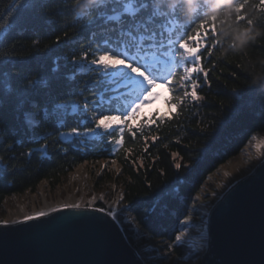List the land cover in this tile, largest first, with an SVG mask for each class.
Returning <instances> with one entry per match:
<instances>
[{"label": "trees", "instance_id": "16d2710c", "mask_svg": "<svg viewBox=\"0 0 264 264\" xmlns=\"http://www.w3.org/2000/svg\"><path fill=\"white\" fill-rule=\"evenodd\" d=\"M200 2L202 0H194V3ZM243 2L230 0L229 3V0H224L223 4H218L217 0H209L211 6L204 11L208 15H218L217 27L223 28L224 35L222 43L214 48L210 58L206 51L201 53L208 79L205 81L203 74L194 78L198 79L197 91L202 99L196 102L185 100L173 119L146 130L147 151L146 142L139 135L135 140L126 137L125 145L114 155L110 154L111 145L99 138L89 140L81 136L66 145L57 142L56 133L67 129H58L54 122H50L38 129L40 132L53 131V135L48 137L47 153L37 152L30 157L22 155L28 148L39 145L27 142L29 134L6 107L0 117L3 121L0 140L5 142L0 146V155L5 157L6 165L0 174V205L12 195L36 192L44 181L53 187L60 186L73 169L84 164L95 170L96 188L123 187V203L130 206L125 212L131 221L121 220L122 216L118 220L132 245L138 247L139 231L149 240L148 244L156 245L164 241L167 243L164 249H169L181 219L189 212L192 199L208 177L239 154L254 135L264 133V11L255 8L259 0H249L241 13L246 19L237 23L234 9ZM18 3L19 0H0V17H3L0 24H7ZM74 4L75 0H67V3L65 0H45L35 13L25 15L22 31L17 28L5 33L0 56L14 58L35 78L49 74L53 58L57 55L70 56L73 49L77 50L78 56L82 49L91 51L87 49L91 37L95 35L99 40L104 29L99 25L83 27L97 15L96 12L84 20H77L71 13L64 15ZM247 19H252L254 23L248 25ZM49 20L59 23H47ZM65 23L68 26L65 27ZM180 24H183V19ZM176 26L173 23L168 25L173 30ZM192 27L195 28V25ZM64 32L68 33L66 38ZM56 36H61L59 44ZM61 71H64L63 60ZM179 75H182V70L178 72L177 79ZM91 76V73L78 76L81 82L77 87L83 89ZM176 87L179 88V85ZM234 90H239L242 95L234 96ZM167 92L169 94L168 87ZM182 93L181 89L175 94ZM85 97L91 98V92H84L83 97L70 96L68 99L83 104ZM40 119L37 117V120ZM84 127L91 125L85 124ZM152 136L158 139L153 142ZM14 141L18 142L16 146L7 151V146ZM173 153L177 155L173 156ZM13 155L15 159H11ZM113 159L116 160L115 165L111 163ZM176 164L181 167L177 169ZM172 250L175 254L182 253L178 247Z\"/></svg>", "mask_w": 264, "mask_h": 264}, {"label": "snow or ice", "instance_id": "6c2138e0", "mask_svg": "<svg viewBox=\"0 0 264 264\" xmlns=\"http://www.w3.org/2000/svg\"><path fill=\"white\" fill-rule=\"evenodd\" d=\"M43 3L45 0H19L15 11L9 15L7 24H0V46L4 44L5 30L11 32L20 28L22 31L25 15L35 13ZM217 3L223 4L224 0H217ZM248 4L249 0L237 4L234 9L235 22L246 19L241 13ZM210 6L209 0H202L200 3H194V0H75L74 6L64 15L71 13L77 20H84L86 16L96 12L97 15L83 27L92 28L99 25L104 29L99 40L95 35L91 37V42L87 45V49L91 51L82 49L81 55L78 56L77 50L73 49L70 56L57 55L53 58L49 74L35 78L14 58L0 56V117L7 107L29 134L27 142L39 145L28 148L22 155L30 157L37 152L47 153L50 143L48 137L53 135V131L40 132L38 129L42 124L50 122H54L58 129H67L56 133L57 142L72 144L81 136L99 138L111 145L110 154L114 155L123 148L126 137L135 140L139 135L145 140L147 151L148 137L144 136L146 130L173 119L185 100L196 102L202 99L197 91L198 79L194 78L203 74L204 80L208 79V71L202 65L201 53L206 51L210 58L214 48L222 43L221 37L224 35L223 28L217 27V21L220 19L218 15H208L204 11ZM255 8L264 11V0H259ZM2 19L3 17H0V20ZM47 23L55 24L59 21L49 20ZM170 23L177 25L174 30L169 29ZM253 23L252 19H247L248 25ZM64 26H68L67 23ZM63 35L66 38L68 33L64 32ZM55 39L59 44L61 36H56ZM90 56L93 58L88 59ZM180 70L182 75L177 79ZM89 73L92 74L89 82L85 83L83 89H79L77 85L81 81L78 76ZM161 83L169 89V95L164 97L169 110L163 113L159 109L150 113L143 112L145 105L152 104L159 98L160 94L153 90ZM177 84L179 88L176 87ZM181 89L182 95H176ZM86 91L91 92V98L85 97L83 104L68 99L70 96L83 97ZM232 94L236 97L242 95L239 90H234ZM37 117L41 119L37 120ZM2 124L0 119V131L3 130ZM85 124L91 127H84ZM157 139V136L151 137L153 142ZM41 141L43 143H40ZM4 143V140H0V146ZM17 143L14 141L9 144L6 150L11 151ZM127 158L126 155L125 159ZM11 159H15V156ZM4 160L5 157L0 155V174L6 167ZM111 163L115 165L116 160L113 159ZM175 167L179 169L181 165L176 164ZM253 168H264V160H260L258 165H253ZM119 171L117 168L118 173ZM225 195L226 193H213V206L201 204L200 208L207 211L201 212L200 215H210L219 207V203L223 202L222 197ZM97 199L93 196L86 203H62L58 207H50L47 211L39 210L31 215L24 214L19 219L0 221V225H23L40 221L41 218H51L54 213L67 212L69 215L60 224L38 231L28 238L27 243L36 248L61 239L66 237L62 235L65 230L77 224L83 228L81 237L87 238L91 235V225L87 223L91 219L90 213H102L115 221L119 212L130 207H96ZM99 199L103 200V196ZM121 200L122 191L113 204ZM184 220L190 221L191 217L185 216ZM180 227L184 230L175 235L173 243L169 245V251L173 247H182L185 251L173 264H180L181 260L184 264H220L219 261L209 258L212 239L203 220L195 233L189 231L193 227L191 223H181ZM4 243V237L0 233V252L3 251ZM147 250L159 251L155 247ZM256 251L255 264H264V213L261 216L260 240ZM167 258L165 255L156 256L154 259ZM137 260L140 264H145L142 256H137ZM0 264L3 262L0 261Z\"/></svg>", "mask_w": 264, "mask_h": 264}, {"label": "water", "instance_id": "95a60500", "mask_svg": "<svg viewBox=\"0 0 264 264\" xmlns=\"http://www.w3.org/2000/svg\"><path fill=\"white\" fill-rule=\"evenodd\" d=\"M237 181L224 192L223 202L209 215L212 239L209 258L220 264H255L264 213V168L254 169ZM68 215L54 213L51 218L23 225H0L5 241L0 261L3 264H140L137 256L141 255L121 223L102 213H90L87 223L91 225V235L87 238L81 237L83 228L77 224L65 230L62 235L66 237L61 239L36 248L27 243L29 237L60 224Z\"/></svg>", "mask_w": 264, "mask_h": 264}, {"label": "rangeland", "instance_id": "374dc122", "mask_svg": "<svg viewBox=\"0 0 264 264\" xmlns=\"http://www.w3.org/2000/svg\"><path fill=\"white\" fill-rule=\"evenodd\" d=\"M154 109H159L160 112H165L167 109H169V106L166 103H161V101L156 100L152 104L145 105L142 111L145 113H150ZM258 145L259 147H257ZM260 154L264 155V133L254 135L239 154L231 157L227 162L223 163L213 174L208 177L200 192H198L192 199V202L188 208L189 212L185 215L190 216L191 220L185 221L184 216L181 219V223H191L193 227L189 229V231L193 233H195L197 226L201 224L202 220L206 223V227L208 228L209 215H200L201 212L207 211V209H201L200 205L207 204L210 207L213 206L212 201L215 199L213 193H224L230 187V185H232L231 183H233L234 181L236 182V180L241 178H238L237 175H234L232 176L234 181L231 183L229 182V173L232 170V163L235 161L237 156L242 155L244 165L249 170H254L253 165L258 164V162L256 164L255 161ZM245 161H247V163H245ZM94 171L95 170H92L87 165L80 164L70 172L69 176L66 179V182H64L60 186L53 187L52 185L44 181L41 183L36 192H28L25 195H12L6 198L0 205V221L22 218V214L25 211L26 214L31 215L35 211H39L42 207H44L47 198L49 199V201H53L55 203L54 207H58L60 205L58 202L61 198H63V203H86L87 201L91 200L93 196H95L98 198L96 207L114 206L117 208H124L125 204L123 203V200L119 201L115 205L113 204L114 201H117V197L120 195L121 191L123 192V187L111 185L112 187L107 186L104 188H96V182L93 177ZM70 194H74L76 196V200L69 199L68 196ZM101 196H103V200L99 199V197ZM21 206H24V211H21ZM120 216H122L121 220L124 219L131 221L130 217L125 211L119 212L118 217L120 218ZM183 230L184 229L180 227L179 230L176 231V234ZM137 241L138 247H135L138 253L144 258L146 264H173V261L177 260L181 256V254H175L173 250L169 251V249H164V247H166L167 245V243L164 241H162L161 243H157L156 245L148 244L149 240L147 241V239L143 237V234L139 231ZM151 247H155L159 251H148L147 249ZM178 248H181L182 252L185 251V249L182 247ZM165 255H167V259H154L156 256ZM180 264H184V261L181 260Z\"/></svg>", "mask_w": 264, "mask_h": 264}, {"label": "bare ground", "instance_id": "6f19581e", "mask_svg": "<svg viewBox=\"0 0 264 264\" xmlns=\"http://www.w3.org/2000/svg\"><path fill=\"white\" fill-rule=\"evenodd\" d=\"M263 158H264V155L260 154V155L256 158L255 163L257 164V162H258V164H259V161H260V160H263ZM251 171H252V170H249V169L244 165V163H243V156H242V155H239V156H237V158L235 159V161L232 163V170L230 171V173H229V171H228V173H229V178H230L229 182L231 183V182L234 181L233 178H232V176L237 175V177L239 178V177H242V176L245 175V174H249ZM236 181H237V180H236ZM234 182H235V181H234ZM234 182H233V183H234ZM233 183H231V184H233ZM230 186H231V185H230ZM68 198H69V199L76 200V196H75L74 194H70V195L68 196ZM63 202H64V201H63V198H61L60 201H59L58 203H59V204H62ZM54 206H55V203H54L53 201H49V199L47 198V200H46V202H45V204H44V207H42L41 210L47 211L50 207H54ZM21 207H22V208H21V211H24V210H25V209H24V206H21ZM24 214H26V211L23 212L22 216H23Z\"/></svg>", "mask_w": 264, "mask_h": 264}]
</instances>
